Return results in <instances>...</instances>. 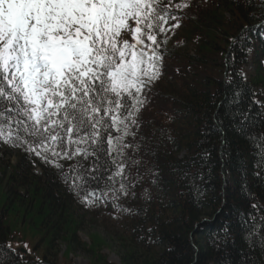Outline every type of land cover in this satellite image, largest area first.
Masks as SVG:
<instances>
[{"label": "trees", "instance_id": "trees-1", "mask_svg": "<svg viewBox=\"0 0 264 264\" xmlns=\"http://www.w3.org/2000/svg\"><path fill=\"white\" fill-rule=\"evenodd\" d=\"M183 2L139 114L147 151L135 197L86 205L56 168L10 146L15 161H0L3 264H67L61 246L89 264H113V248L120 264H264V0Z\"/></svg>", "mask_w": 264, "mask_h": 264}, {"label": "snow or ice", "instance_id": "snow-or-ice-1", "mask_svg": "<svg viewBox=\"0 0 264 264\" xmlns=\"http://www.w3.org/2000/svg\"><path fill=\"white\" fill-rule=\"evenodd\" d=\"M189 6L0 0V142L56 168L86 205L103 196L122 207L141 179L139 114L161 75L166 25L173 8Z\"/></svg>", "mask_w": 264, "mask_h": 264}, {"label": "rangeland", "instance_id": "rangeland-1", "mask_svg": "<svg viewBox=\"0 0 264 264\" xmlns=\"http://www.w3.org/2000/svg\"><path fill=\"white\" fill-rule=\"evenodd\" d=\"M254 72V68L252 66L248 67L245 70V74L246 77L249 78V76ZM260 94H262L263 99H264V91L262 89H260ZM18 155V152L15 150H12L10 148H2V150H0V161H6V163H8L7 161L10 162H14L16 157ZM36 174L39 175V170L36 169L35 170ZM1 177V175H0ZM101 234H104L105 231H103L102 229H99L98 227L96 228ZM106 234V233H105ZM81 240L84 242H88V240L86 239L85 236L81 235ZM60 253L58 254L59 257L57 258V260L59 261V263L62 262H67V264H89L88 259L82 255V254H77V255H70L68 257L64 256L65 253V247L61 246V248H59ZM24 252V251H23ZM118 251L116 250V248H113V252L109 251V250H105L104 254L108 257V260L110 263L113 264H120V259L117 255Z\"/></svg>", "mask_w": 264, "mask_h": 264}]
</instances>
